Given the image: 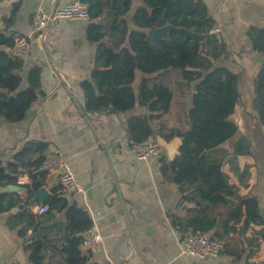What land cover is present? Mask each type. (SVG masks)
<instances>
[{"label": "crops", "instance_id": "1", "mask_svg": "<svg viewBox=\"0 0 264 264\" xmlns=\"http://www.w3.org/2000/svg\"><path fill=\"white\" fill-rule=\"evenodd\" d=\"M75 1L81 0H0V29L5 28L3 18L10 17L18 4L16 24L11 30L25 36L31 45L24 56L20 89L29 86V72L33 66H39L43 71L41 83L45 94L44 99L31 106L22 122L11 125L0 117V161L4 168L0 173V195H6L0 204V264H66L67 256L61 249L65 243L67 212L54 210L50 215L35 216L34 224L29 226L20 217L23 212L31 213L29 205L35 202L41 188L47 190L48 198L61 194L70 205L76 203L90 214L92 229L102 237L99 252L91 253L81 247L84 255L93 254L91 263L264 264V237L261 235L264 224L252 223L243 228V218L239 223H230L236 227V232L226 234L224 222L234 203L213 204L199 191H192L183 200L180 186L161 171L162 159L167 156L164 149L147 161L136 158L134 143L126 136V123L133 116L149 113L139 102L131 111L119 115L85 116L86 99L81 83L91 80L97 53V44L88 39L90 21L52 22L44 41L33 28L35 13L52 12ZM206 1L217 22L214 33L218 42L206 45L205 51L211 53L212 48H216L218 58L212 59L213 68L204 74L216 68H228L239 77L240 99L231 117L239 131L222 148L231 153L242 137L252 144V155L238 156L233 163L227 161L224 172L229 184L241 196L258 199L264 219V127L252 105L255 78L264 65V52L255 50L250 38L253 28L264 27V0ZM141 6L142 0H133L125 16L130 29L140 30L132 18ZM103 21L105 16L98 20ZM154 30L162 32V38H166L170 27ZM107 40L105 37L103 41ZM128 45L126 41L124 47ZM153 76L138 72L133 84L137 95L142 77ZM174 91L170 113L154 123L155 129L164 124L166 134L173 129L186 130L183 108H190L194 93L183 88H174ZM30 142L44 143L48 147L41 153L29 145ZM59 153L74 171L83 193L63 190L60 171L52 163ZM220 156L214 152L208 159L213 161ZM40 158H44V163L37 168L34 162ZM33 176L41 184L37 190L33 188ZM20 177L27 178L29 184L19 186ZM172 215L182 220L180 229L173 226ZM195 218L218 219L216 226L205 234L224 239L228 248L239 256L226 252L208 259L182 255L181 239L193 231L185 228ZM21 229L26 231L24 236L20 234ZM34 240L45 244V257L38 263L31 261L30 253L25 250V245Z\"/></svg>", "mask_w": 264, "mask_h": 264}, {"label": "trees", "instance_id": "2", "mask_svg": "<svg viewBox=\"0 0 264 264\" xmlns=\"http://www.w3.org/2000/svg\"><path fill=\"white\" fill-rule=\"evenodd\" d=\"M88 5L91 20L88 26V39L97 44L96 66L91 80H84L81 87L85 93V116L101 114H122L131 111L136 104L148 110V114L131 117L126 123V136L131 144L144 143L160 134L170 141L176 135L182 138L180 154L172 162L165 155L161 162V171L165 177L176 182L181 189L182 199L192 191H199L201 196L215 203H234L229 218L224 222L225 233L236 232L233 221L239 223L244 218L243 228L250 224H264L260 214L259 201L256 197H243L229 184L224 172L225 163H233L238 156L252 155L251 142L242 137L230 153L222 146L233 139L239 131L238 125L231 119L235 113L240 95L238 79L228 68H213V60L218 58V51L206 52L205 46L218 42L214 33L217 22L211 14L206 0H142L132 18L133 24L140 30L130 29L125 16L131 10L133 0H81ZM18 4L10 17L2 20L5 28L0 29V117L9 124L22 122L31 106L45 98L42 91V68L33 66L29 72V86L21 90L25 59L15 53L16 39L24 37L16 30ZM105 16V21L98 22ZM171 26L167 38L156 42L150 39L155 28ZM108 37L107 41H103ZM254 49L264 52V27L253 28L250 33ZM29 41V40H28ZM128 42V46L124 44ZM138 72L153 77H142L139 95L133 84ZM177 74V75H176ZM180 80V81H179ZM195 86L192 87V84ZM174 88L193 91L190 108H183L186 130L173 129L164 133V124L155 129L154 123L169 114L174 102ZM180 93V92H179ZM183 97H185L183 95ZM253 110L257 113L264 127V65L255 78V98ZM38 152H45L47 144L30 142ZM220 157L208 159L211 153ZM44 158L34 162L39 168ZM0 161V173L3 171ZM33 188L40 183L33 176ZM6 195H0V204ZM35 202H41L35 198ZM43 203L50 205L52 211H66L67 230L61 252L66 254V264L91 263L92 255L83 254L82 244L86 233L93 227L90 214L76 203L70 205L61 194H55ZM28 203L26 210H28ZM29 211V210H28ZM22 222L28 226L34 224L35 215L21 213ZM173 226L180 229L182 220L172 215ZM218 219L206 220L195 218L189 221L192 232L211 231ZM26 231L21 229L20 234ZM264 237V231L261 232ZM212 239H218L211 237ZM30 253V260L41 262L45 255L43 241L34 240L25 245ZM226 253L238 257L239 253L228 248Z\"/></svg>", "mask_w": 264, "mask_h": 264}, {"label": "built area", "instance_id": "3", "mask_svg": "<svg viewBox=\"0 0 264 264\" xmlns=\"http://www.w3.org/2000/svg\"><path fill=\"white\" fill-rule=\"evenodd\" d=\"M70 21H90V10L88 5L81 1H75L65 7L57 8L52 12H37L33 17V28L35 33L43 39L47 37L48 27L57 20ZM31 49L27 38L18 37L16 39L15 53L19 56H26ZM136 158L139 161H147L152 157L158 156L162 147L155 138H151L144 143H134ZM52 163L60 171V182L63 190L80 194L83 189L78 183L74 171L67 161L59 153ZM19 186H26L29 180L25 177L18 179ZM30 212L36 217L47 215L50 212V205L43 202H32L29 205ZM102 237L92 228L85 233L82 248L91 253L101 250ZM227 242L224 239H212L203 232L187 233L181 239V253L184 256L198 259L216 258L223 254L227 249Z\"/></svg>", "mask_w": 264, "mask_h": 264}, {"label": "water", "instance_id": "4", "mask_svg": "<svg viewBox=\"0 0 264 264\" xmlns=\"http://www.w3.org/2000/svg\"><path fill=\"white\" fill-rule=\"evenodd\" d=\"M169 27L171 28V26H169ZM162 35H163L162 32H156L154 30V32L150 36V39L152 42H156L158 39L162 38ZM168 35H169V32H168V34H166L165 37L167 38ZM155 139L157 140L159 145L166 151L168 160L170 162L174 161L176 159V157L180 154V147L183 144V140L178 135H176L172 140L167 141L160 134H157ZM110 160H111V158H110ZM111 165L113 167L112 162H111ZM115 180H116V176H115ZM116 185H117V189L119 192V196H120L121 201L123 203V206L125 208L123 197H122V194H121V191L119 188V184L117 182H116ZM48 195L49 194H48L47 190L44 188H41L40 190L37 191L36 198L39 199L41 202H43L46 200V198L48 199ZM125 212H126V210H125ZM81 236L85 237V233H82Z\"/></svg>", "mask_w": 264, "mask_h": 264}, {"label": "rangeland", "instance_id": "5", "mask_svg": "<svg viewBox=\"0 0 264 264\" xmlns=\"http://www.w3.org/2000/svg\"><path fill=\"white\" fill-rule=\"evenodd\" d=\"M177 75V74H176ZM163 150V149H162Z\"/></svg>", "mask_w": 264, "mask_h": 264}]
</instances>
